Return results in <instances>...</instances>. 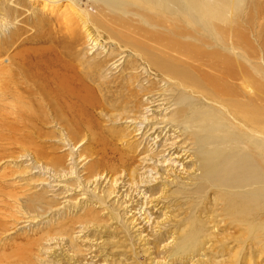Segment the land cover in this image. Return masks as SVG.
<instances>
[{
	"label": "bare ground",
	"instance_id": "bare-ground-1",
	"mask_svg": "<svg viewBox=\"0 0 264 264\" xmlns=\"http://www.w3.org/2000/svg\"><path fill=\"white\" fill-rule=\"evenodd\" d=\"M108 1L121 15H129L117 26L143 37L144 42L138 37L136 42L127 33L126 44L134 56L145 53L147 67L128 66L122 46L114 58L110 51L115 45L86 23L87 42L83 39L88 44L82 53L75 52L77 57L52 47L12 50L25 30L24 14L31 10H25L28 0H0V158L28 163L30 172L47 176L45 186L51 189L73 176L80 162L74 155L82 144L75 141V145L74 140L83 131L94 137L99 124L89 110L104 106L99 91L121 74L127 87L117 92L128 100L123 107L114 101L117 110L111 109L117 112V123L129 124L128 135L139 137L135 143L122 137L135 155L133 164L118 146L102 138L101 145L108 146L101 153L93 151L100 157L91 169L102 170L88 179L89 193L96 199L101 195V200H115L121 220L138 243L152 249L161 245L185 256L178 251L188 244L189 264L208 261L215 247L219 253L212 260L246 248L253 253L249 263L254 256L264 261V0ZM36 11L31 13L35 16ZM82 33H72L70 45L75 49ZM151 44L158 46L153 48L157 56L149 55ZM151 77L154 91L146 85ZM44 126L63 133L60 143L70 151L68 160L52 157L55 147L49 153L36 148L33 139L44 137ZM10 150H17L19 157L8 154ZM154 186L163 199L150 193ZM48 198L41 213L69 207L60 203V195ZM159 211L163 214L156 217ZM170 228L181 230L189 241L181 235L160 241ZM237 264H246L245 258Z\"/></svg>",
	"mask_w": 264,
	"mask_h": 264
},
{
	"label": "rangeland",
	"instance_id": "rangeland-1",
	"mask_svg": "<svg viewBox=\"0 0 264 264\" xmlns=\"http://www.w3.org/2000/svg\"><path fill=\"white\" fill-rule=\"evenodd\" d=\"M70 1L73 2L71 3ZM105 1L109 2L108 0H28L26 4L29 5H26L27 8H25V10H37L36 15L34 16L31 11L24 14L25 19L24 22H22L24 25L21 24V26L24 27L25 32L23 31L21 35H24L23 37L25 38L20 36L17 44L15 43L13 46L14 48L12 47V50L17 47L31 49L52 47L56 51H63V53H66L67 55H73L74 53L76 56L75 52L79 50L82 53L83 50H85V46L88 44L86 43V34L83 31L84 26L87 24L94 34L97 33L96 28H98V31L100 32L98 35L106 42L111 41L110 44L115 45V51H110L114 58L115 55L119 53L118 46H122L124 49V55L128 56V66L135 67L137 64H142L147 67L145 53H142L144 55L140 54L139 58V56H134L128 52V50H130L128 48L130 47L126 44V39L128 40L127 33L129 36H134V33L128 31L124 26L119 25L120 20L129 19V15H121L119 9L114 8V6H111L109 3L108 5ZM31 6L32 9L30 8ZM100 9H102V11ZM86 14H88V16H86ZM115 16L117 17L115 18ZM134 19L137 18L134 17ZM39 20L42 22L38 28L36 25ZM30 21L33 23L31 24ZM108 22L110 25L106 26ZM118 23L119 25L117 26ZM106 27H109V30L105 29ZM30 29L32 31H30ZM100 29H102V31ZM77 30L83 33L82 38L80 37V46L78 45L75 49L72 47V44L70 45V41H72V33L77 32ZM49 31L51 33L50 38L46 39ZM55 31H57V33ZM112 32H118V35H110ZM122 34H125L127 38L124 35L123 37L120 36ZM136 37L139 39L141 38V40L143 39L140 35H136ZM36 39L38 40L36 41ZM137 40L138 39L136 38L134 41L137 42ZM142 41L144 42V40ZM143 42L141 43L143 44ZM65 44V49H63L62 46ZM150 46L152 51H149V55L156 54L157 56L158 52L154 49L158 48V46L154 44H151ZM154 69L156 68L153 66L152 70L154 71ZM152 77H154V75ZM152 77L150 78L151 80H149L150 83H146V85L149 90L154 91L156 89L154 88L156 82ZM142 79L145 80L146 78ZM125 87H127L125 77L119 74L116 78L109 80L107 86H104L102 91H99V98L104 106L99 108V110H89L90 113L93 112L95 121L99 124V128H97L98 130L93 137L90 132L83 131L84 127L82 126V137H77L74 140L75 145L77 144L75 141H79V143L82 141V144H80V146L78 145V151H76V154L74 155V158L78 156L76 160L80 159L77 168L78 171L72 170L73 172L77 171L75 173L76 175L73 173V176L68 175L64 177L61 182L58 181L59 183H56L58 185L55 183L52 184V186H54L53 189L45 186L48 185L46 175L43 176L38 174L37 171L34 170L30 172L28 167L29 164H24L23 160L0 158V264H161L157 263V261H164L162 264H189V259L187 258L188 244H182L178 251L186 254L185 256L182 254H174L177 252L176 250L163 249L160 247L161 245H158V247L152 245V247H154L152 249L150 246H145L143 242L138 243L137 240L139 238L136 237L135 233L130 232L129 227H125V220H121L122 218L124 219V217L119 213L120 210L116 208V205L113 204L115 200H110V198L101 200V195L96 199L89 193V185H87L88 179L100 174L101 172L99 171L102 170L101 168L98 169L99 171L94 168L91 169V166L95 165V162L97 161L96 158L100 157L95 155L93 151L99 150L101 153L102 151H105L104 148L108 146L101 145L100 140L102 138L105 140L104 142H106V144L110 141L118 146L122 154L124 153L128 159L129 163L133 164L132 157L135 155L133 154V151H130L126 142L129 141V143H135L136 139L139 137L135 138L129 136L127 132L129 131L127 130L129 124H124L125 120L118 122V124L114 119L116 118L117 112L112 110L113 108L117 110V107L113 106L115 102H119L123 107V103L128 100V96L125 97L124 95L125 93L119 95V92H117L120 89L124 91L126 89ZM103 90L106 91L103 92ZM101 109L104 110L105 113H103ZM127 109L129 110V108ZM113 113H115V115ZM106 114L113 118V122ZM43 132L46 136L44 135V137H40L41 139L38 137L33 139L36 143V148L45 153H49L50 151H53L52 147H55L57 150L54 153L52 152L51 156H63L65 160H68L70 157V151L60 143V140L64 138V136H62L63 133L55 130L54 126H44ZM78 132L81 135L79 129ZM124 136H127V141L122 139ZM10 153H14V158L19 157L17 150H10L8 154ZM38 162L44 165L48 163V161L44 159H39ZM68 168H70V166ZM68 168L67 170H69ZM65 185H67L68 188H65ZM107 187L108 186H106V189ZM154 187L155 189L151 188L149 190L150 193L152 195L155 194L159 199H163L164 197L159 196L161 190L156 186ZM92 188L93 187H91L90 190ZM66 189L69 190L68 193H66ZM54 194L60 195V198L63 199L60 203L65 202L64 205L67 206L69 204V207H65V209H61V211H53V215L48 214L46 212L47 210L41 213V208L46 206L45 202L49 201L48 197L50 196L54 198ZM44 196L47 198L45 199ZM99 202L103 203V206L97 207L96 204ZM55 207H57V209L60 208L58 205ZM162 214L163 212L159 211L155 216L161 217ZM126 226H128V224ZM179 235H181V237L186 236L181 230L170 228L159 237V240L163 237H176ZM62 240H65L64 243H61ZM186 241H189L187 236ZM209 253V260L202 261L199 264H237V262H241V257H243V261L245 258L246 264H264V261L261 259L255 260V256L253 257L254 260L252 259L253 263H249L251 262V260H249V254L251 253L253 256V253L246 248L234 250L231 255L225 256L224 259L216 258V260H212L211 257L218 256L219 249L217 247L209 251ZM237 257L240 258L237 259Z\"/></svg>",
	"mask_w": 264,
	"mask_h": 264
}]
</instances>
